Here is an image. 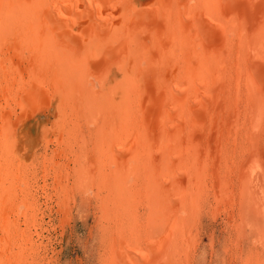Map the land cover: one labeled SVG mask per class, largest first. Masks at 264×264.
I'll list each match as a JSON object with an SVG mask.
<instances>
[{"label": "bare ground", "instance_id": "obj_1", "mask_svg": "<svg viewBox=\"0 0 264 264\" xmlns=\"http://www.w3.org/2000/svg\"><path fill=\"white\" fill-rule=\"evenodd\" d=\"M263 41L264 0H0V264H38L20 149L44 107L55 106L58 143L43 171L66 203L92 193L99 232L117 233L105 238L111 251L124 242L129 259L145 243L157 264H190L184 250L210 199L217 211L260 196L244 216L263 215L264 60L257 70L243 60ZM78 113L94 117L80 140ZM240 210L233 229L245 234Z\"/></svg>", "mask_w": 264, "mask_h": 264}, {"label": "rangeland", "instance_id": "obj_2", "mask_svg": "<svg viewBox=\"0 0 264 264\" xmlns=\"http://www.w3.org/2000/svg\"><path fill=\"white\" fill-rule=\"evenodd\" d=\"M242 9L245 10V8H242ZM247 15L249 16L250 13H247ZM250 17H251V15H250ZM260 22L261 21H259L258 23L261 25ZM263 43H264V41H263ZM243 48H244V46H243ZM250 48L243 49L246 51V52H244L246 59H243V60H246V63L249 61L246 65L247 68H245V69L247 70L249 68V69L257 70V68H258L257 62H256V66H255V62L253 60H257V61H259L260 59L264 60V54H263L264 48L261 47L259 49H256L259 52L254 50L253 48H251V49ZM235 49H237L238 51H242V48L240 49V48L235 47ZM250 50H251V52H250ZM248 52L250 55L248 54ZM256 54H258V55H256ZM259 54H261L262 56ZM248 55H249V57H248ZM255 56L257 58H255ZM251 58H252V60H251ZM251 61H252V63H251ZM88 80L92 81V79H89V78H88ZM92 82L95 84V85H93L94 90H99V88H100V87H98L100 85L99 80H95ZM44 106H46V105H44ZM55 112H56L55 106H52L51 109H47L44 107V109L39 110V111H35L33 113L32 117H31L32 119L30 120V122L27 123V126H26V132H25L26 136L24 135V139L26 137L24 144H26V145H23L22 146L23 148L21 147V149H20V152L22 153V157H21L22 165L25 168L27 174H29V176L27 175V177H26V178L29 177V179H27L26 182H29V186H30L29 187V189H30L29 193H27V194L28 195L31 194V195H29L30 197H28V199H29L28 201L30 204L32 202L34 203L35 210H36V208H37V210H39V211L35 212V215H37L36 216L37 217L36 218V222H37L36 223V225H37L36 226V232L39 235L36 236V234L33 233V235H34L33 236V243L35 242L33 247L37 248V250L39 251V253L37 255L38 257L35 259V261H37L38 264H107V263L110 264L111 262H108L107 259H110L112 257L113 259L116 258V260H117V262L115 264H122V263L123 264H140L141 263L140 261L142 259H143L142 260L143 264H153V263L157 264V263H159L158 261H160V257L158 258L156 256L155 248L153 246L149 247L150 246L149 244L141 243L139 245V243H137L138 248H137V250H132L131 253H132V256L133 255L134 256L129 257L130 261L128 259V255H126L127 251H125V249L123 251H121V248H120V247H123L124 242L122 244H118L116 247H114V249H112L113 252L111 251V249H108V245H107V242L105 244V240L108 238H111V239L113 238L112 239V242H113L115 237L117 238V233L115 230V231H113V233L111 232L108 235L106 234L105 236H102L101 232H99L101 230L100 226L98 225V221L100 220L99 219L100 214L97 213L98 212V209H97L98 206H97L96 201L91 198L92 193L90 194L88 192V194H90V197H88L90 200L88 198H86L87 196L86 197L84 195L80 196V194L77 193L78 191L74 192V193H69L72 196H74L73 197L74 200H72V201L68 200L67 201L68 206H66V208H69L67 210L69 213L67 212L64 214L63 211H64V209H66L65 205H67V203L65 202L66 198H60V197H64V194H62L61 192H58L56 190L57 185H56V179L54 177L55 175H53L52 172H51V174L45 173L46 171L45 172L43 171V166L41 165V163H42V161H44V159L50 158V156L52 155V154L50 155V152L55 149V147H56L55 145H57V143H58L57 139L55 138L54 133L48 132L51 130H53L54 132L55 131L58 132L57 131L58 129L56 128V126L54 124V122L56 123V121H57L56 116H54ZM83 116L84 115H82V117ZM79 117H80L79 121H74V120H77V118H79ZM82 117H81L80 113L71 117V118H73L72 122L74 121V125H73V123H72V125H73V127H75V137L77 139L81 138V136H80L81 131L86 132V131H90V129L93 128L89 124L94 120L93 119L94 117L88 118V117L84 116L83 120H87V119L89 120V121L87 120L86 122H84L81 119ZM43 118H44V120H43ZM33 120L35 122H33ZM51 121H53V122H51ZM42 123H44V124L42 125ZM82 123H83V125H82ZM28 124H30V125H28ZM86 124H88V125H86ZM31 126H32V128H31ZM88 126L90 128L87 129L86 127H88ZM55 128H56V130H55ZM33 129H34V132H33ZM78 129H80V130H78ZM45 132H47V133H45ZM78 132H79V134H78ZM28 133H29V135H28ZM49 133H51V134H49ZM78 135H79V137H78ZM50 139H52V141H54V142H51ZM87 139H88V137H86V140ZM78 140H80V139H78ZM88 142L91 143L90 140H88ZM89 143H87V146L89 147V150H91L92 146ZM256 145L257 144H254V146H256ZM45 150H47V152H45ZM31 151L33 152V154ZM48 152H49L50 156L48 155ZM45 153H47V155ZM62 156L60 155L61 158H62ZM55 160L56 161H54V163H58L60 161V159L57 160V158H55ZM67 161H68V163H67ZM145 161L147 162V165L150 164L149 160L144 159L143 162L146 163ZM70 163H71V158L67 160L66 158H64V156H63L62 160L59 162V164H67L68 165L67 169H70V167L73 169V166ZM30 166H31V168H29ZM46 166L48 167L49 164H46ZM28 169L31 171H29ZM55 170H56V168H55ZM48 175H49V177H47ZM53 182H54V184H53ZM45 183H46V185H45ZM234 185H235L234 187L236 189V187L238 188V185H240V184L238 183V185H237V183H234ZM42 186H44V187H42ZM44 188H45V190H44ZM58 196H60V197H58ZM244 196H247V193L244 192ZM81 197H83V198H81ZM259 197L260 196H257L255 200H258ZM34 198H36L35 200L36 201L38 200V202H36L34 200ZM32 199L34 201H32ZM251 199L253 200L252 196L248 197V200L251 201ZM210 201H209L210 202L209 205L204 204V206H202V209L200 210V216L197 217L198 219H197L196 224H195L196 229H193L197 233L196 234L197 239H196V243H195L196 245H193V246L191 245L189 247L188 251L186 249L184 250L185 251V257L188 258L189 261L191 260L190 264H228V263H230V264H264V241H263L264 240V217H262L264 214L259 215V216H256V215L252 216L250 214L244 216V214L246 212H250L252 210L255 212V210L259 208L257 205H255V204H258L257 203L258 201L257 202L251 201V202H249L250 203L249 204L247 199H246V201H245L246 203L243 202V206L242 207L240 206V208H238L239 206L235 207L233 205L231 207L229 205L225 206V207L223 205H220L219 209L217 211H215V207L213 206L215 201L212 199H210ZM60 203H62V205ZM248 205H249V207H248ZM24 207H27V206H24ZM234 207H235V209H234ZM253 207L255 210L253 209ZM223 208H224V210H223ZM62 209H63V211H62ZM239 210L241 211L242 216H244V217L247 216L246 217L247 222L249 219L251 221V222L250 221L249 222L252 224V225L249 224L252 229L249 228V226H247L248 224L245 225V227L247 226V228H244V230L247 229V231H246L247 233L243 234V232H242L243 235L241 233L238 234L237 230L233 229V228H236V218L239 217V215H238ZM234 211H236V212L234 213ZM244 211H246V212H244ZM253 211L250 213H253ZM30 213H29V215H31ZM214 213H215V218H213ZM216 213H218V214H216ZM225 214H226V216L229 215L228 216L229 220L226 219ZM251 216L253 218H251ZM234 220H235V222H234ZM234 223H235V225L233 227ZM230 224H231L232 228H229V227H231ZM145 232L146 231L144 230L143 233H145ZM125 234L122 237H125L127 239L129 234H128V236L127 235L125 236ZM134 235H136V234H134ZM132 236H130V238ZM232 237H233V239H232ZM102 238L104 241L102 240ZM133 238H134V236H133ZM136 238H139V235ZM229 238H231V239H229ZM242 238H244L245 240H243ZM13 242L16 244V240H14ZM37 246H39V247H37ZM146 246H147V250H145L146 248L144 249V247H146ZM140 249H142V250H140ZM103 250H104V252H103ZM143 250H145V251H143ZM255 250L257 253L254 252ZM41 251H42V253H41ZM143 252H146V253L148 252L149 254L148 253L146 254ZM248 253H249V255H248ZM253 253H255V254H253ZM190 255L192 257H189ZM119 256H121V257H119ZM136 256H137V258H134ZM138 256H139V258H141V257L142 258L138 259ZM135 262H137V263H135ZM34 263L36 264V262H34Z\"/></svg>", "mask_w": 264, "mask_h": 264}]
</instances>
